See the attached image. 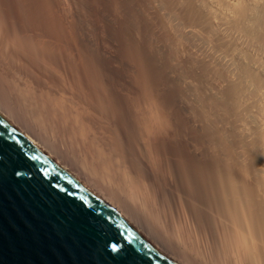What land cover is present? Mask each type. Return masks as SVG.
Listing matches in <instances>:
<instances>
[{"label": "bare ground", "instance_id": "obj_1", "mask_svg": "<svg viewBox=\"0 0 264 264\" xmlns=\"http://www.w3.org/2000/svg\"><path fill=\"white\" fill-rule=\"evenodd\" d=\"M0 118L172 264H264V0H0Z\"/></svg>", "mask_w": 264, "mask_h": 264}, {"label": "water", "instance_id": "obj_2", "mask_svg": "<svg viewBox=\"0 0 264 264\" xmlns=\"http://www.w3.org/2000/svg\"><path fill=\"white\" fill-rule=\"evenodd\" d=\"M0 264H172L0 118Z\"/></svg>", "mask_w": 264, "mask_h": 264}]
</instances>
